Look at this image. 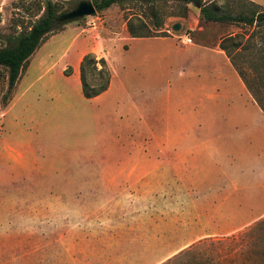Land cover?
<instances>
[{
  "label": "rangeland",
  "instance_id": "1",
  "mask_svg": "<svg viewBox=\"0 0 264 264\" xmlns=\"http://www.w3.org/2000/svg\"><path fill=\"white\" fill-rule=\"evenodd\" d=\"M17 1L0 0V47L4 38L35 20L33 0L21 4L31 6V13L20 5L13 8ZM52 1L58 14L78 4ZM212 1L222 6L236 5L237 0L203 2ZM248 1L264 10V0ZM152 8L157 20L150 17ZM136 18L151 33L147 38L168 40L122 43L128 19L134 28L141 25ZM68 24H76L82 34L89 29L98 32L101 38L93 49L110 53L112 67L134 62L131 91L143 103L147 95H156L157 131L147 129L149 119L143 127L120 128L118 118L111 117L100 126L84 101L80 103V93L68 99L73 111L53 117L45 112L47 117L19 124L2 103L7 82L0 67V264H264L260 108L242 82L236 106L249 117L259 114L249 127L239 123L232 130L199 117L188 123L206 127L178 133L173 131L176 109L166 101L168 83L186 59L185 47L214 48L226 36H248L251 28L206 22L192 4L129 0L67 23L44 42L54 38L56 44L54 36ZM175 24L181 25L179 31L172 29ZM185 36L192 43H182ZM259 44L255 36L234 60L264 102V54L257 52ZM152 56L159 59H147ZM163 62H169L167 68H162ZM33 73L29 77H35ZM73 85L68 87L72 90ZM190 100L207 115L218 111L219 105L206 107L198 98Z\"/></svg>",
  "mask_w": 264,
  "mask_h": 264
},
{
  "label": "crops",
  "instance_id": "2",
  "mask_svg": "<svg viewBox=\"0 0 264 264\" xmlns=\"http://www.w3.org/2000/svg\"><path fill=\"white\" fill-rule=\"evenodd\" d=\"M54 37L58 41L56 44L52 43L54 38L47 42L44 40L31 55L32 60L26 70L21 72L6 105L8 115L17 118L19 124L22 122L31 124L32 118L47 117L45 112H51L52 117L58 112L68 113L73 111V106L68 99L72 93L76 96L80 93L82 98L78 97L83 99L79 100L80 103L84 101L83 105L87 112L91 113V118L97 120L100 126L108 123L111 117L118 118L120 128L141 127L143 122L149 119L152 123L146 125L147 129L151 132L157 131V125L154 123V119L157 120L154 116L158 104L156 95H147L143 103L132 94L129 79L132 76L130 70L134 62L123 61L116 68L112 67L113 59L110 53L98 54L94 51L93 43L101 36L92 29L82 34L76 24H68ZM155 39L132 38L128 34L122 43ZM185 50H187L186 59L177 70L175 79L167 86L166 101L176 109L174 118L178 120L173 131L178 133L200 131L202 127H206V124L188 123L190 120H199V117H208V121L213 122L217 127L235 130L239 123H246L244 126L249 127V123L258 118L259 114L255 116L252 111L254 114L249 117L247 111L240 110L236 106L242 81L230 62L224 60V52L218 46L212 48L196 44L185 47ZM90 52L105 59L111 78L109 87L104 93L92 99H85L80 92L79 63L83 55ZM147 59L158 60L159 57L152 56ZM163 64L162 68H167L169 62H163ZM67 69L71 70L69 74L65 72ZM30 71L34 72L35 77H29ZM70 83L74 84L72 90L68 87ZM152 84L154 85L153 82L151 86ZM147 91L150 93L152 90L148 88ZM190 98H198L201 106L219 105L218 111L207 115L201 111L200 106L189 104ZM155 102H157L156 105ZM259 116L264 117L262 113Z\"/></svg>",
  "mask_w": 264,
  "mask_h": 264
},
{
  "label": "trees",
  "instance_id": "3",
  "mask_svg": "<svg viewBox=\"0 0 264 264\" xmlns=\"http://www.w3.org/2000/svg\"><path fill=\"white\" fill-rule=\"evenodd\" d=\"M26 0H18L14 3L13 8L20 5L26 12L31 13V6L35 7L37 14L34 16L35 20L30 23L28 28L24 31L12 34L4 38L5 45L0 47V67L6 72L7 87L5 93L2 95L1 100L3 105H6L11 98L14 87L20 77L21 72L40 44L44 41L45 37L67 23H60L58 17V5L52 0H33L31 6L25 7L21 5ZM78 3L82 0H76ZM129 0H91L94 5L96 13H101L114 5H123ZM156 1V0H145ZM184 4H192L200 10L201 17L206 22H213L219 24H230L236 26H244L251 28L248 36L243 33H237L222 38L218 44L221 51L229 59L230 64L240 77L245 88L254 99L261 112L264 114V102L254 92L251 83L248 82L246 76L241 70L234 58L239 53L247 50L252 43L255 36L260 41L257 47V52L264 54V10L254 2L248 0H237L236 5L224 3L218 6L217 1H212L204 4V0H173ZM43 13L41 14V12ZM41 14V15H40ZM150 17L157 20V12L154 8L150 11ZM136 21L141 23L139 28L132 26L131 19L127 20V32L132 38H147L151 37V33L146 29L140 18ZM70 23V22H68ZM159 27V26H158ZM147 30V31H146ZM159 30V29H156ZM148 35H144V33ZM255 49V47L253 46ZM66 74L71 72L67 69ZM111 73L109 67L103 57L98 58L94 53H86L81 58L79 63V81L81 93L85 99L95 98L104 93L110 84Z\"/></svg>",
  "mask_w": 264,
  "mask_h": 264
},
{
  "label": "water",
  "instance_id": "4",
  "mask_svg": "<svg viewBox=\"0 0 264 264\" xmlns=\"http://www.w3.org/2000/svg\"><path fill=\"white\" fill-rule=\"evenodd\" d=\"M95 14L96 11L92 2L89 0H82L70 11L60 15L58 17V21L60 23L74 22L82 18L94 16ZM172 29L174 31H179L181 29V25L175 24Z\"/></svg>",
  "mask_w": 264,
  "mask_h": 264
},
{
  "label": "built area",
  "instance_id": "5",
  "mask_svg": "<svg viewBox=\"0 0 264 264\" xmlns=\"http://www.w3.org/2000/svg\"><path fill=\"white\" fill-rule=\"evenodd\" d=\"M90 23H91V22H89V24H90ZM182 43H184V44H190V43H192V40H191L190 37L185 36L184 38H182Z\"/></svg>",
  "mask_w": 264,
  "mask_h": 264
}]
</instances>
